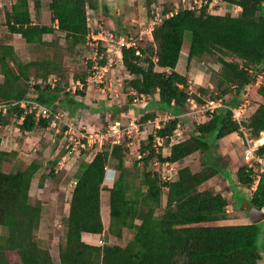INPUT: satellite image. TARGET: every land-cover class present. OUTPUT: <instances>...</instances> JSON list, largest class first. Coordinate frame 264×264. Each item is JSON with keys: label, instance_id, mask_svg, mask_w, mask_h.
<instances>
[{"label": "trees", "instance_id": "16d2710c", "mask_svg": "<svg viewBox=\"0 0 264 264\" xmlns=\"http://www.w3.org/2000/svg\"><path fill=\"white\" fill-rule=\"evenodd\" d=\"M197 1L200 4L195 8L165 11L147 32L144 45L134 42L121 47V65L130 75L125 80L126 86L136 94H145L149 106L171 118L138 142L137 152L142 155L131 167L124 163L128 148L120 143L103 144L90 160L79 162L67 214L62 218L65 234L58 243L59 264H256L264 259L256 245L258 223L208 224L228 218L227 200L212 188H199L217 174L226 178L223 172L228 166L215 154L214 142L237 132L238 125L231 120L226 106H235L237 94L254 83L257 76L261 77L254 91L258 102L242 124L253 137L264 131V0H225L239 6L235 15L206 12L205 3L209 0ZM31 3L36 12L40 0ZM95 5L96 0H49L51 24L47 25L32 21L29 0H9L0 8V17L5 31L19 34L27 44L58 45L54 34L58 31L67 45L75 46L84 44L88 34L85 7L95 10ZM185 33H188L187 63L207 54L219 64L212 88L197 85L192 92L186 75L175 71ZM44 34H50V40H44ZM121 36L128 35L122 31ZM101 51L98 47L97 52ZM14 52L10 42H0V104H11L29 93L52 112L65 109L74 114L78 108L86 110L82 102L64 91L66 83L59 78L53 87L45 83L57 71L55 60L22 61ZM104 62L101 58L98 65ZM57 74L66 79L58 71ZM77 77L85 83V75L74 76ZM83 90L84 85L76 93L82 96ZM231 93L233 97L224 103L222 98ZM204 94H208L207 99L201 98ZM131 97L127 94L126 104L114 107L113 111L124 108V113H133L129 107ZM216 99L225 106L206 112V120L193 123L187 138L169 144V136L179 125L178 117L185 113L189 100L203 104ZM22 113L17 105H9L6 115H0L1 126L12 118L18 131L29 132L44 128L49 121H34L31 114ZM153 116L150 112L141 119L145 122ZM155 137L161 138L162 145H168L166 156L161 155L159 146L156 149L152 146ZM194 152L201 155L200 168L193 171L187 165L181 166L173 180L146 169L152 160L175 163ZM257 153H264V142ZM15 156V150L0 149V227L5 230L0 234V264H52L48 251L38 245L34 233L40 203L31 201L28 194L38 164L30 162L23 168H15ZM109 160L114 161L117 175L107 188V206L101 207L99 194ZM48 168V175L53 176L52 164ZM250 174L251 170L242 163L234 171L233 184L248 187L252 183ZM39 178L40 185L42 174ZM245 202L257 208L264 205V172ZM123 229L131 231L123 245L88 239L102 233V238L110 235L118 239Z\"/></svg>", "mask_w": 264, "mask_h": 264}, {"label": "rangeland", "instance_id": "374dc122", "mask_svg": "<svg viewBox=\"0 0 264 264\" xmlns=\"http://www.w3.org/2000/svg\"><path fill=\"white\" fill-rule=\"evenodd\" d=\"M4 1L7 4L9 0H0V2ZM48 1L40 0V7L35 12L32 8L31 0H29V14L32 21H38L47 25L51 24L50 12L47 7ZM219 2V5H216V7H220L219 13L230 12V14L235 15L238 12L237 8L234 9L225 0H220ZM102 4L106 7L102 8ZM197 6L198 3L193 0H96L95 10L87 8L88 34L86 40L84 44L75 46L67 45L63 40V34L58 31L54 32L58 38V45L47 47L27 44L18 34L11 35L7 33L0 17V42L8 41L12 43L15 46L14 53L16 57L22 61L44 58L55 60L57 71L65 76L66 79L60 77L57 71H54L49 76H53L57 80L59 78L61 83H66L64 91L71 94L76 101L82 102L86 106V110L78 108L74 114L68 113L65 109L57 111L60 113L59 119L51 117L48 121L49 123L44 128L34 129L30 132L18 131L12 122V118L9 119L7 125L1 126L0 124V138H3L8 143L3 148L14 146V150L16 151L14 158L16 163L15 168H23L30 162L38 164L33 180L29 185L28 194L31 201H38L40 203V218L38 227L34 233L38 245L48 251L52 264H59L57 248L58 243L64 240L65 234L62 218L67 214L68 200L74 185V173L77 165L82 160H90L103 144L109 143L105 141L102 143H92L91 141L86 143L83 138L79 141L83 143L82 147L73 146L72 143H68L67 138L71 137L73 140L76 137L73 134L63 133L64 124L71 122L77 129L84 127L80 129V132L87 130L92 133H99L106 131L107 126L111 125L114 121L118 122L120 129L118 143L128 148V152L124 157V163L127 167H131L132 163L137 160L138 142L145 140L147 134L153 132L155 129L152 126L153 123L149 124L146 121L143 122L141 119L143 114H149L151 111L144 112V108L138 109L134 107L131 101L129 102V107L133 109V113H124V108H122V111H113L114 108L112 106L118 108L126 104L127 94L130 96V89L125 84V80L130 78V75L122 66L114 62V58L111 65L107 67L106 72L102 75L100 83L89 84L87 88H84L82 96L76 93V90L80 89L76 87L75 81L78 80L80 82L81 80L79 77L74 78V76L85 75L84 78H86L90 73L91 65L88 62H91L94 53V40L90 36L96 34V32H100L104 37L109 33H112L113 36H120L121 32L125 31L129 38L142 46L147 38V32L160 21L165 11H173L179 7L195 8ZM43 36L47 40L51 38L50 34H44ZM187 46L188 33H185L181 46V57L176 67L177 70L186 75L190 91L195 92L194 89L197 85L212 88L214 72L218 71L219 64L215 62L212 56L207 54H203L200 58L192 59L187 63ZM225 59H229V57L225 56ZM257 79L260 81L261 77L257 76L254 82ZM255 89L256 87L252 82L245 86L243 91L235 97L236 104L241 102L243 98L248 101L249 106L243 114L244 116L250 114L253 108L256 107L258 101L254 94ZM207 96L208 94H204L201 98L207 99ZM232 97V93L227 94L222 100L227 104ZM201 105L189 100L185 113L178 117V131L182 133V138H187L193 123L206 120L207 113L201 109ZM51 120H53V124L50 123ZM130 120L134 121L137 129H131L130 133H126V125ZM142 129L146 131L140 133ZM141 137L143 139H140ZM232 137L235 136L232 135ZM214 151L215 154L222 158L226 167L229 166L228 155L224 153L225 151H223L222 146L218 145V141L214 142ZM237 151H239L241 156V147ZM200 158L201 155L196 152L194 156L188 157L184 162L194 171L200 168ZM50 164H52L53 176H49L47 173ZM113 164V160H109V163L106 164V174L102 182L103 186L111 184L116 178L117 171L114 169ZM241 164L242 161L236 167ZM137 166L141 168L142 164L138 162ZM146 169L157 172L161 177L163 176V179L167 176L171 177L173 175L171 172L174 170L169 171L167 166L163 167L159 163L155 165L148 164L146 165ZM230 170L228 167L227 171L223 172L226 180L217 174L212 177L214 183L211 184L210 179L212 178H210L209 181L204 182L199 188H217L216 191L220 192L227 200L226 209L240 212V214L246 216L242 204L245 197L247 198L246 193L238 185H236L238 188L235 187ZM40 174H42L43 180L39 185ZM230 192L233 194L232 199L235 205L230 201ZM102 196H105V192H102ZM162 199H164V195ZM257 223L259 233L256 245L264 255V218ZM208 224H213V222ZM214 224L222 223L214 222ZM4 231L0 227V234H3ZM102 234L100 236L90 235L87 238L93 242H96L100 238L102 243L123 245L131 236V231L123 229L121 237L118 239L110 235H105L102 238Z\"/></svg>", "mask_w": 264, "mask_h": 264}, {"label": "built area", "instance_id": "2783aa9c", "mask_svg": "<svg viewBox=\"0 0 264 264\" xmlns=\"http://www.w3.org/2000/svg\"><path fill=\"white\" fill-rule=\"evenodd\" d=\"M194 2H197L198 5L200 4L199 1L193 0ZM220 0H209L206 2V12L214 13V14H221L219 13V6L216 7V5H219ZM232 7L237 8L239 11V6L235 4H231ZM87 8L85 7L86 14H87ZM191 8V7H189ZM223 14V13H222ZM86 21H88L87 15H86ZM55 25V22L54 24ZM88 25V23H87ZM19 35V34H18ZM93 42L94 47V53L93 57L91 58V68L90 73L85 78V83H81L78 80L75 81V85L77 88L81 89L84 85V88H87L89 84L91 83H100V79L104 72H106L107 67L111 65L112 60L114 58V62L120 66L121 65V54L120 50L121 47H127L129 45H133L134 41L129 38V36H113L112 33H109L106 37L102 36L100 32H97L96 35L90 36ZM102 48L101 52H97V48ZM104 58L105 62L102 65H98V60ZM260 77V76H259ZM56 78L53 76H49L45 83H47L50 87H53L55 83ZM260 81L257 79L254 82V85L256 86ZM34 83L33 80H31V85ZM32 90V88H30ZM129 94L132 96L130 101L131 104L138 108L143 109L145 108L148 97L145 94L139 93L136 94L133 91L130 90ZM9 105H17L18 108H21L23 110L24 114H31L34 121L40 120V119H50L51 117L60 118L59 112H52L46 105L41 104L34 99L30 97V94L27 93L22 99H19L18 101H15L11 104H0V115H6L7 108ZM225 106L220 99L216 100H207L201 105V109H203L205 112H212L214 109ZM249 106L248 101L243 98L241 102L237 103L235 106H226L230 111V118L232 121H235L238 125L237 129V135L240 139V142L242 144V153H241V161L245 165L246 169L251 170V177H252V183L248 187H240L242 191L246 193L247 197H250L252 193L255 190V187L257 185V182L259 180V176L261 173L264 172V153H257V148L261 146L264 142V131H260L256 137H253L249 130L244 126L242 123L246 120L245 118L248 117L249 114L244 116L247 107ZM22 113V114H23ZM56 114H58L56 116ZM22 117H20L21 119ZM168 118H171V116L164 114L163 117L154 116L151 119V123H153L154 128H158L164 121H166ZM49 123V122H48ZM47 123V124H48ZM53 124V120L50 122ZM84 127L80 128L83 129ZM80 129H77L75 125H73L71 122L64 124V131L63 133L73 134L76 138L71 139V137H68V143H72L73 146L77 145V147H82L83 143H80L79 141L84 138V140L87 142L92 143H102L103 141L109 142V143H118V137L120 135V129L118 126V122L114 121L111 125L107 126L106 131L99 132V133H92L87 130L84 132H80ZM131 129L136 130L137 126L134 123V121L130 120L129 123L126 125V133H130ZM180 135L178 131V124H176L175 129L173 130L172 134L169 136V141H173V139H177ZM161 138L155 137L153 147L156 149L157 146H160L161 144ZM67 143V144H68ZM68 146V145H66ZM142 154H137L136 159H139ZM149 165H155L158 164L157 161L152 160ZM162 164V163H159ZM167 164V163H166ZM167 166V165H163ZM106 172V170H105ZM105 175V174H104ZM163 178V176H162ZM165 177L164 179H166ZM264 211V205L260 208ZM98 243H101L100 238L96 240Z\"/></svg>", "mask_w": 264, "mask_h": 264}, {"label": "crops", "instance_id": "0c3cea01", "mask_svg": "<svg viewBox=\"0 0 264 264\" xmlns=\"http://www.w3.org/2000/svg\"><path fill=\"white\" fill-rule=\"evenodd\" d=\"M3 4H5V1L4 2H0V8L2 7V5ZM43 24V23H42ZM96 34H97V32H96ZM96 34H94V35H96ZM11 35H13V34H11ZM43 39L44 40H47L46 38H44V36H43ZM12 46H13V49L15 50V46L12 44V43H10ZM183 52V51H182ZM180 57H181V51L179 52V57H178V60H177V63H176V65H175V71H177L178 73H180V74H183V73H181L180 72V70H177V66H178V63H179V60H180ZM156 70H159L158 68H156ZM0 79H1V76H0ZM153 100L155 101V100H157V94L156 93H154L153 94ZM85 103V102H84ZM148 104V103H147ZM146 104V105H147ZM113 108H114V106H112ZM147 111H151V112H153L154 113V116H158V117H163L164 115L163 114H165V113H163V112H161V111H159V110H157L156 108H153V107H151V106H149V104L147 105V106H145V108H144V112H147ZM184 114V113H183ZM182 115V114H181ZM181 115H179V116H181ZM153 116V117H154ZM152 119V118H151ZM151 119H148L146 122L147 123H151ZM152 126H153V124H152ZM146 130H144V129H142L141 131H140V133H144ZM30 132V131H29ZM232 135H234L235 137H232L231 138V136ZM182 136V133H180V135L178 136V137H181ZM140 139H143L142 137L140 138ZM184 138H179V139H173V141H169V144L170 143H175V142H178V141H181V140H183ZM8 145V143L3 139V138H0V149H2V150H6V151H8V150H14V146H11L10 148H3V146H6V145ZM218 145H220V146H222V149H223V151H225L224 153H226L227 155H228V159H229V168L231 169L230 171H231V176L233 177V179H234V170L236 169V166H237V164H239L240 162H241V156H240V154H239V151H237V149L238 148H240L241 147V152H242V144H241V142H240V139H239V137H238V135H237V133L236 132H232V133H230V134H227V135H225L224 137H222L221 139H219L218 140ZM160 152H161V155L162 156H166L167 154H168V145H162V144H160ZM195 153L196 152H194V153H192V154H190V155H188V156H186V157H184V158H182L181 160H179V161H177V162H175V163H167V162H164V163H162V164H160L161 166H163V165H167V167L169 168V171L170 170H172V169H174L173 170V172H171V173H173V175H171V177H168L167 176V178L166 179H168V180H173L174 178H175V174H176V170L179 168V167H181V166H184V165H187V166H189L187 163H185L184 161L188 158V157H191V156H194L195 155ZM88 161V160H87ZM238 161V162H237ZM167 163V164H166ZM164 167V166H163ZM106 170V169H105ZM169 173V172H168ZM105 174H106V172H105ZM170 174V173H169ZM105 176V175H104ZM212 178V177H211ZM207 181H209V179L207 180ZM210 181H211V184L212 183H214V180H213V178L212 179H210ZM235 181V180H234ZM206 182V181H205ZM208 183H210V182H208ZM203 184V183H202ZM201 184V185H202ZM235 184H236V182H235ZM237 185V184H236ZM110 186V184H105V186L103 187V189H101L100 190V194H99V202H100V206L101 207H105V206H107V203H108V198H107V196H108V191H107V188ZM236 188H238L237 186H235ZM202 189V188H201ZM213 190L214 191H216L217 190V188H215V187H213ZM102 192H105V196H102ZM231 193V192H230ZM232 193L230 194V197H231V199H230V201H231V203H233L234 205H235V202L233 201V199H232ZM246 198V197H245ZM245 201V199L242 201V204H243V202ZM226 212H227V214H228V218L227 219H224V220H219V221H215V222H221L222 224H239V223H248V222H250L249 221V218L247 217V215L246 216H244V215H242V214H240V212H235V211H232V210H228V209H226ZM235 212V213H234ZM229 213H231V214H229ZM229 221H231V222H229ZM213 224H214V222H213ZM263 260L264 259H261V260H259V261H257V263L256 264H263L264 262H263Z\"/></svg>", "mask_w": 264, "mask_h": 264}, {"label": "water", "instance_id": "95a60500", "mask_svg": "<svg viewBox=\"0 0 264 264\" xmlns=\"http://www.w3.org/2000/svg\"><path fill=\"white\" fill-rule=\"evenodd\" d=\"M243 206L245 213L251 223H257L264 218L263 210L257 208L256 206H249L248 202L245 201L243 202Z\"/></svg>", "mask_w": 264, "mask_h": 264}, {"label": "clouds", "instance_id": "9594fccd", "mask_svg": "<svg viewBox=\"0 0 264 264\" xmlns=\"http://www.w3.org/2000/svg\"><path fill=\"white\" fill-rule=\"evenodd\" d=\"M237 133V132H236ZM260 209V208H259Z\"/></svg>", "mask_w": 264, "mask_h": 264}]
</instances>
